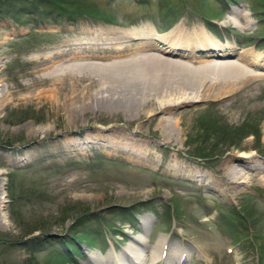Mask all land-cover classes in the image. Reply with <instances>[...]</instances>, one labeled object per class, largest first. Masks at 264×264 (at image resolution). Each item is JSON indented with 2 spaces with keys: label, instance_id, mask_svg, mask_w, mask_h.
I'll list each match as a JSON object with an SVG mask.
<instances>
[{
  "label": "rangeland",
  "instance_id": "rangeland-1",
  "mask_svg": "<svg viewBox=\"0 0 264 264\" xmlns=\"http://www.w3.org/2000/svg\"><path fill=\"white\" fill-rule=\"evenodd\" d=\"M80 1L97 6L112 23L87 17L71 20L49 14L42 6L21 13L18 20L0 18V77L9 89L18 90L31 78L34 66L28 60L33 54L72 43L87 32L142 30L158 39L178 33L187 41L190 32L201 30L240 55L264 57V0ZM239 7L251 16L246 30L229 22L232 10ZM236 20L243 23L242 17ZM198 49L196 55H206ZM168 58L190 62L177 55ZM231 61L246 67L237 56ZM218 71L215 76L205 72L209 75L204 79L210 80L204 83H217L216 95L227 87V95L173 107L170 115L162 116L169 124L161 123L159 115L113 110L112 102L98 100L108 96L107 76L90 79L72 70L61 80H42L23 92V99L5 105L0 109V230L20 236L22 222L41 228L33 235L53 236L55 242L36 254L37 264L51 263L57 254L64 257L58 264H89L90 252L105 259L109 254L124 257L133 238L143 234L144 220H149L147 249L161 237L168 239L164 251L175 257L191 249L181 262L171 264H264V76H249L231 87L232 82L223 79L232 78V71ZM174 79L189 89L202 86L200 79ZM74 82L80 85L69 93ZM61 84L64 96L54 98L47 90L56 92ZM41 91L47 92L36 96ZM130 92L124 88L110 98L116 103L120 94L125 98ZM67 94L72 101L84 95L85 102L79 101L75 109L65 101ZM154 105L143 112L161 110ZM83 234L95 241H81L78 253L59 242L65 237L72 244L70 235ZM27 254L16 248L4 261Z\"/></svg>",
  "mask_w": 264,
  "mask_h": 264
},
{
  "label": "bare ground",
  "instance_id": "bare-ground-1",
  "mask_svg": "<svg viewBox=\"0 0 264 264\" xmlns=\"http://www.w3.org/2000/svg\"><path fill=\"white\" fill-rule=\"evenodd\" d=\"M232 15V18L235 17V19L231 18L229 19V22L233 24V27L246 30L251 26V16L245 9L240 7L233 9ZM240 17L243 18V23H239V21L236 20V18ZM82 34H80L76 40L74 39V42L72 43L59 45L56 48L43 49L36 54H33L31 58L29 57V60H27L34 66V68H32L33 71L30 74L31 78L23 85L21 84V86L18 87V90L15 89V91L9 89L4 83V80L0 77V109L11 101L23 99L24 96L21 94L25 91L36 88L42 80H61L62 75L65 73L68 74L67 72L72 70L77 71L83 76L87 75L90 79H93L91 77L95 76H107L108 82L106 86L109 87L108 89L110 90L113 88L115 90L113 93L117 94L121 89L124 90V88L131 90L129 95L124 94L126 96L125 98L120 94V100H117L118 102L116 103H113V99L110 98L114 96L110 90H107V97L101 96L98 99L106 101L109 104L112 102L111 108L113 110L117 111L118 109H124L129 111L133 110V112L136 110L137 113L138 111L140 112L139 115L141 117L150 115H153L154 117L159 115L161 123L169 124L168 118L163 117L164 115H170V110L173 107L183 103L198 101L199 99L202 100L203 98H211L215 96L216 98H219L222 94L227 95V93L223 92L225 87L220 89V92L223 93L219 92L217 95L213 93L214 86L217 83L215 84L214 81V83H204L207 79L210 80L209 76L204 79V77L209 75L207 73L214 74L215 76L217 75L216 71L218 70L221 72L228 71V73L229 71H232L231 73H233V77L229 78L232 79V81L229 79H223V81L232 82L231 85H228L231 87L234 82L241 85L240 81L242 79L248 81L250 78L255 80V78L264 76V71L260 73L259 71H253V69H264V57H262L261 54L250 52L249 54L240 55L236 53V49L232 45L220 43L218 40L211 38L205 31L201 33V30L190 32L187 41L183 36L180 34L178 35V33H172L164 38L158 39L153 33L147 34L142 32V30L139 32L127 31L126 33L115 31L104 32L101 34H93L89 32L84 35ZM106 45L110 46L104 47ZM195 48H199V51H204L206 55H196L197 53H194ZM107 51L110 52L106 55L103 54V52ZM176 55L183 59H189L190 62L181 63L168 58L169 56ZM236 56L237 61L245 64L246 67L241 64L242 67L240 64L231 61V59ZM203 58H207V60L199 62V59ZM3 59L4 58L2 57L0 58V63H2ZM247 67H252L253 69L251 70ZM205 72L207 73L204 74ZM181 75L189 77V79H200V81H202L200 83L202 84L200 87L201 89H189L190 87H187L186 84L174 79L175 76ZM246 77H249V79L247 80ZM31 80L33 82H30ZM89 84L92 85L93 82H89ZM79 85L80 84L75 82L72 83L71 87L73 88L69 93L76 91L77 88L75 86ZM55 89L57 90L56 92L53 90L47 91H49V93H54V98H62L64 96L62 94L63 85L61 84L60 87ZM188 89L190 90V93L185 91ZM47 91H41L40 94H37L36 96H40ZM182 93L187 95V97L183 96ZM67 96L66 99H69V101H65L70 103L72 107L74 106L75 109H78L79 101L85 102L84 95H79L76 101H72L74 98H72L73 96L70 94H67ZM86 97L87 96L85 95V98ZM92 97L93 94H91L90 99ZM154 99L159 100L157 101ZM153 103H156V105H154L155 108L157 106L161 108V110L153 112V109H148V111H145V114L143 112L144 109L153 106ZM114 130L120 129L114 128ZM227 171L231 174H237L232 167H228ZM262 173H264V170ZM217 184L218 183H216V185ZM148 222L149 220L143 221V234L140 235L138 239L133 238L132 242L123 251V254H125L124 257L122 254L118 257L112 255L115 258V262H113L114 260H111V254L107 255L105 259L104 257L99 258L95 253L90 252L91 263L89 264H146L148 261L154 263L161 258H163V264H171L173 260L179 259L178 261L181 262V260L184 259L183 255H186L191 251L190 248H184L185 250H180V253H178L176 257L169 251L168 254H165L166 256H164V251H162V249L163 246L167 245V242L166 239L162 237L157 241L156 245L152 246L151 249H147L145 236H147ZM148 255L150 256L148 257Z\"/></svg>",
  "mask_w": 264,
  "mask_h": 264
},
{
  "label": "trees",
  "instance_id": "trees-1",
  "mask_svg": "<svg viewBox=\"0 0 264 264\" xmlns=\"http://www.w3.org/2000/svg\"><path fill=\"white\" fill-rule=\"evenodd\" d=\"M38 6H42V8H44L45 11L49 14L65 15L71 20L87 17L91 20L101 21L108 24H111L113 21L111 19V16H109L107 13L101 12L97 8V6L95 7L94 5L88 4L85 5L80 0H0V18L11 16L15 20H18L20 19L21 13H30L34 11ZM170 8L171 7L165 10H168ZM200 150L201 149H199L198 151ZM11 189H13V186L11 187ZM7 190L9 191L10 189L7 188ZM11 214L12 217L17 220V218L13 215L12 210ZM19 226L22 227L23 231V234L20 236L14 235L11 232H2L0 230V257H2L0 260V264H37L35 259L36 254L40 253L43 250L46 243L53 241V236L48 237V239L46 235H43V238L40 237L39 234L33 235L41 229L40 227L25 225V223L23 225L22 222L19 223ZM55 237L57 236H54V238ZM75 237H73V235H70L69 242H72V244L66 243L67 240L65 239V237L61 238L63 240H60L59 242L63 244V246L67 245V249H70L72 253H74L75 251L78 253L77 244L79 245L81 241H85L84 239L90 242L95 241L92 235L83 234L82 236H80V238ZM16 248L25 249L26 252H28L27 257L21 260H16L15 258H13L12 260H8V262L4 261L5 256L12 258L11 253ZM63 259V255L57 254L54 261L48 264H58L64 261Z\"/></svg>",
  "mask_w": 264,
  "mask_h": 264
}]
</instances>
